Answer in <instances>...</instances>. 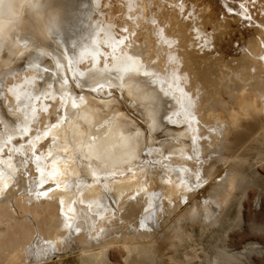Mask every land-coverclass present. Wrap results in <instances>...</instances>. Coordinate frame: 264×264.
I'll return each mask as SVG.
<instances>
[{
  "label": "bare ground",
  "instance_id": "obj_1",
  "mask_svg": "<svg viewBox=\"0 0 264 264\" xmlns=\"http://www.w3.org/2000/svg\"><path fill=\"white\" fill-rule=\"evenodd\" d=\"M22 1L0 0V11L15 10L16 7H20ZM58 1L60 0H39L40 8H37V14L47 16V9ZM87 2L89 7L85 13L91 21H84L83 25L70 34L66 31V27L63 28V21L54 19L45 21L43 26L45 31L41 32L40 43L37 39L34 41L35 37L32 42L24 43L25 49H19L15 54L16 64L8 72L5 71L6 74L15 71L17 73L15 78L8 77L9 79L5 81L4 76L0 77V92L4 91L3 99H8L13 109L19 104L18 106H24L22 110L26 112L30 110L29 105H31L36 108L38 117H47L39 125L41 129L44 124L55 122L53 117L56 108H60L67 117L51 133L56 136L53 146L47 144L48 152L51 149L52 156L45 153L43 145L37 149L40 156L39 163L46 172L52 171L53 157L58 161L56 167L60 172L57 177L60 186L56 187L55 182L49 181L39 189L46 191L47 196L36 198L34 192L32 198L40 200L48 198L45 201L54 205V211H49L47 214L46 209L45 213L43 211L39 213L34 207L37 214L32 215L37 222L33 227L23 225L2 228L0 226V264H62L66 258L72 257L76 252L80 264H110V248L116 244L123 248L126 264H148L152 263L153 226L147 230L137 226L136 221L146 215L140 211L142 205L147 208L160 202L163 212L155 221L166 223L167 226L174 222L177 225L174 227L178 229L181 224L207 225L215 222L219 212L228 206L238 190H243L245 198L249 196L250 188L257 187L258 193L254 197L255 208L262 210L264 207V151H261L256 163L248 162V151L252 150V147L257 148L253 144L260 142L264 145V64L257 59L258 56L264 55L262 51L264 0H256L255 5L251 4L250 0H245L252 19L259 27L248 38L246 53L241 56V61H235V65H231L229 60L224 61V68L219 66L217 57L209 61L212 55L209 56L206 51L197 53L194 50L187 35L190 31L188 24L179 20L177 12L169 7L170 4H177L178 0H88ZM186 3L196 8L197 26L208 33L218 29L214 33L215 45L224 40L227 28L232 22H239L234 16L232 19L229 18L231 21L224 14L220 18V15L213 10L211 1L186 0ZM152 16L160 21H166L171 31L181 36V44L176 55L182 62V69L190 75L187 87L192 91L200 92L199 127L183 126V129L176 130L169 126L168 131L171 135L177 134L178 140L169 144L162 143L153 151L149 149V153L153 152V156L159 160L158 174L162 181L159 186L153 182L154 180L150 181L152 179L146 178L147 175L143 178L145 173L143 170H138L140 167L134 168L143 157L142 141L138 138V134L143 129L137 128L136 133L128 131L126 119L116 113L104 120L103 106L108 104L86 96L82 89L76 86L79 83L87 84L85 81L104 85L117 84V79L109 75L113 73L114 66L113 50L109 47V43L113 41L109 40V36L122 38L123 28L136 33L134 37H130L132 47L128 49L129 54L140 52L149 57L154 56L155 44L150 27L138 19ZM136 24L139 26L134 27ZM31 33L40 37L34 30ZM31 33L28 34L32 36ZM4 48L9 49L5 44ZM60 49L66 50L61 53ZM84 50L92 52L95 59L86 55L83 60H79L80 53ZM38 54L48 56H38ZM115 54L119 55V49ZM165 56L166 53L162 51L157 61L161 75L165 67ZM219 58L223 59V56ZM9 59L8 57L7 60ZM57 61L61 65L59 68L56 67ZM36 64L42 67L37 70ZM43 67L49 68L50 72L45 73ZM250 69H255V72H251ZM96 73L99 75H95ZM40 75H46V81L51 79V92L56 96L55 100H46L43 97L38 100L30 99L36 93L48 88L35 89L36 77ZM53 79L56 83L54 85ZM65 81V87L61 89L60 83ZM154 86L155 88L148 87L139 77L131 79L125 77L121 91L128 92L130 100L136 102L138 110L148 116L147 122L152 127L160 129L167 122L184 125L183 118L174 114L180 112L179 97L164 99L159 91L160 83L157 82ZM164 90H168L167 85L164 86ZM61 91L65 93L66 107H62L59 103ZM81 97L83 100L80 99ZM73 100L77 107H72ZM45 107L48 109L46 113L42 111ZM166 114L172 115L175 123L164 121ZM252 114H255L256 120L261 123L257 131H253L251 120H248ZM0 119L2 120L0 124L5 128L0 132V144L8 135L13 137L5 153L0 155V160L7 161L5 155L20 141L17 138L20 135L17 128L23 126L24 118L2 119L0 114ZM208 129L216 131L209 135ZM34 130L35 128L29 135H33ZM145 132L148 134L147 131ZM230 133H234L233 138H236V144L240 145V153L237 152L241 154L239 164L233 163L230 157L214 155L215 142ZM194 138L195 145L192 142ZM205 138L208 143L204 142ZM253 153L256 154L255 151ZM188 154L199 155L202 166L195 164V161H186L183 157ZM169 156L172 159H168ZM65 157H68L67 161ZM193 164L199 168L202 176L206 175V178L200 189L188 192L180 186L176 171L171 169H178L181 166L192 167ZM29 165L35 170L34 163ZM128 169L132 170L129 172ZM81 173H87L90 176L89 181L92 182L85 183L86 180L83 181L85 176L74 179ZM182 175L187 174L182 173ZM77 181H79L78 187H76ZM153 194H159L160 201ZM130 196H136V199L130 200ZM182 197L187 203L181 201ZM125 198L127 204L121 206L123 201L125 203ZM146 200L149 204H145ZM113 202L120 208L117 213ZM98 205L102 206V211L97 207ZM242 209L241 204L240 211ZM98 212L100 214L96 215ZM1 215L5 217L8 214L3 215L0 212ZM69 223L73 228L77 224L80 225L77 236L69 238L67 227ZM171 227L173 229L170 225V229ZM176 240L181 241L182 238L178 236ZM50 245L56 249L55 255L51 254ZM248 247L264 253V246L260 243L254 242ZM243 251L231 253L227 251V259H236ZM56 256L59 257L58 260H54Z\"/></svg>",
  "mask_w": 264,
  "mask_h": 264
},
{
  "label": "rangeland",
  "instance_id": "obj_2",
  "mask_svg": "<svg viewBox=\"0 0 264 264\" xmlns=\"http://www.w3.org/2000/svg\"><path fill=\"white\" fill-rule=\"evenodd\" d=\"M86 1L88 0H60L50 5L49 9H47V16L37 14V8H40V6H38L40 5L39 0H23L20 4V7H16L15 10L0 11V77L5 76L6 72H8L10 68L16 64L17 58H15V54L19 49H25L23 46L24 43L32 42L33 37H35L34 41H41V32L45 31L43 27L45 21H49L51 19H54L55 21H63V28L65 29L66 27V31H68L69 34L72 33L76 28L83 25L84 21H91L89 20L90 18H87L85 13V10L89 7L88 2L86 3ZM204 1L206 2V0ZM207 1H211L213 10L220 15V18H222L224 14L228 17V19H232L233 16L239 19V22H232V24L228 26L224 40L220 44H216L214 46L215 50L217 51L219 49V51H206L208 55L210 54L209 56L212 55L209 58V61L212 60V58L217 57L219 60V66L223 68L225 66L224 61L227 60L231 61V65H235V61H241V56L246 53V44L248 42V38L257 31L258 24L252 19L251 25H249V23L242 20L239 15H232L226 12L225 5L232 8L236 13H239V11H241L239 5L241 3L245 4V0ZM28 8L29 10H27ZM26 16L27 18H25ZM231 19H229V21H231ZM18 23L20 24L18 25ZM33 30L34 32H37L40 37L34 36V33H31ZM28 33H31L32 36H30ZM4 44L7 45L9 49H5ZM212 53L214 54V57ZM220 56H223V59L219 58ZM8 57L10 58L9 61L7 60ZM40 76L36 77L37 83H35V89L37 90L47 88V83L51 85V79L46 81V75H42L44 78L42 76L41 78ZM110 76H112V78H116V74L114 72L110 74ZM9 78L11 79L12 77ZM118 83L119 81L117 80V84L111 83L110 87L109 83L105 84L104 88L102 89L98 88V84L94 82L87 84L79 83V85L82 89V92L86 96L90 98H96L104 104H108L103 106L104 110L102 116L104 120L111 118V116L116 113L123 117V119H126V128L128 131L136 133L137 128H140L141 130L143 129L142 131L144 134L142 131L139 133L140 135L138 134V138H140L142 141L143 157L139 159V162L134 168L137 169L140 167L138 170H143L145 173L143 178H145L147 175L146 178L149 180L152 179L150 181L154 180L153 182L159 186L162 184V181L159 177L160 175L158 174L160 172L159 160L153 156V152L149 153V149L153 151L155 148H159L162 143L169 144L170 142L172 143L178 140L177 134L171 135L168 131L169 126H171V128H175L176 130H181L183 127H177V125L167 122L163 128L156 129L155 127H152L151 134H147L145 131H147V126L150 125L147 122L148 116L144 113H141L142 111L138 110L136 102H132L130 100L128 92L126 93L124 90L125 93H122L121 87L117 86ZM54 84L56 83L53 79V85ZM146 84L148 87L151 86L150 88H155V84ZM92 88H97V91H92ZM0 93V114L2 119L5 118L9 120H15L17 117L21 119L25 118L24 115L26 112L25 110H22L24 109V106H18V104L16 108L13 109L9 103V100L3 99L5 96L4 91ZM256 119L257 116H255V114H252L248 119L249 121L251 120L253 131H257L261 126L259 120ZM163 120L166 121L165 118H163ZM1 121L2 120L0 119V123ZM4 129L5 128L2 126V124H0V132H3ZM233 134L234 133H230L225 137H220L215 142V148H213V150L215 151L214 155L216 157L218 154L226 158L230 157L229 159H231L233 163L239 164V162H241V154H238L240 153V145L238 146V144H236V138H233ZM51 135L53 136V134ZM31 136L33 135L28 134V137L20 139L16 145L17 147L13 146L11 149L19 148V145L23 143L26 147H24V149L21 151L26 153L30 152V149L28 148V138ZM146 138L147 140H145ZM161 140L165 141L162 142ZM148 143L153 144L150 145ZM259 143L260 142H255L253 144L254 147L257 146V148H251L253 151L249 148V164L256 163L258 161L257 158L262 153L261 151H264V145ZM47 144L48 146H53V144L50 143V138L41 140L38 144H36V149H39V147L43 145L44 150H46L45 153L48 154L49 148ZM232 144H234L233 147L235 149H233ZM70 147L73 148V146ZM11 149L7 152L5 157L8 158V153L11 151ZM228 149H230L229 152ZM254 151L256 154L253 153ZM40 152L42 151L40 150ZM145 153L148 154L145 155ZM251 158L254 162L251 161ZM21 159L22 157L20 155L16 153L12 154V164L15 165L17 169L20 168ZM84 161H86V159ZM28 167L31 172H28L29 174L24 177H20L19 174H17L14 180L15 187L9 192H5L3 196H0V212L3 215L6 213L8 214L5 217L2 215L0 216V226L2 228L21 227L23 225H30L33 227L37 222L36 218L33 216L37 214L36 212L42 213L43 211V213H45L44 210L47 209L46 213L48 214L49 211H54V205L47 203L48 201H45L48 200V198H43L42 200L32 198L34 190L36 189V183L30 177L36 176L35 178L38 180L39 176L36 174V170L31 169L30 165ZM131 170L132 169H128L129 172ZM79 177H84L83 181L86 180L84 181L85 183L92 182L89 181L90 176L87 173H81L74 179H78ZM33 182L35 183L34 185ZM78 184L79 181H77L76 187H78ZM30 188L33 191H30ZM248 192H250L249 196L244 198L243 190H238L236 195L231 198L228 206L219 212L216 221L207 225H201L200 223H187L184 224L185 226L182 224L179 225L178 229V227H174L175 223L172 222L170 225L173 226V229L172 227L170 229V225L167 226L166 223L163 224L157 223L155 220L152 221L153 241L151 243V247L153 248V254L151 255L152 263L148 264H210V261L214 262V264H264V253H259L256 248H254V250L253 248L248 247V245L254 242L260 243L264 246V207L262 210H256L255 208L254 197L258 193L257 187L250 188ZM124 200L125 203L123 201L121 206L127 204V199L125 198ZM113 203L117 213L120 208L115 202ZM241 204L243 205L242 211H240ZM34 207L36 212L34 211ZM178 236L182 238L181 241L176 240ZM72 246H74V244ZM227 251L228 253L233 251H243V253H241L240 257L236 259H227ZM77 254L78 252L74 253L72 257L66 258L67 260L65 259V262L62 264H80L81 261ZM58 258L59 257L56 256L54 260H58ZM109 259L110 264H126L123 248L117 244L111 247Z\"/></svg>",
  "mask_w": 264,
  "mask_h": 264
},
{
  "label": "snow or ice",
  "instance_id": "obj_3",
  "mask_svg": "<svg viewBox=\"0 0 264 264\" xmlns=\"http://www.w3.org/2000/svg\"><path fill=\"white\" fill-rule=\"evenodd\" d=\"M250 3L255 5L256 0H250ZM169 7L173 8L177 12V17L179 20L188 24L190 31L187 33V35L192 45L194 46V50L197 53L204 51H215L214 33L217 32L218 29H214L213 33H208L200 26H197V24L195 23L196 8L194 5L187 4L186 0H178L177 4H170ZM225 8L227 13L232 15H239L242 20L251 25L252 17L245 4L241 3L239 5V8L241 10L239 13H236L232 8L227 7L226 5ZM129 19H131V17ZM138 19L141 23L150 27L151 35L155 44L154 56L149 57L140 52H133L132 54H129L128 49L132 47V41L130 37L135 36V31L129 32L127 28H123L122 38L120 36L113 37L110 35L109 40L113 41L112 43H109V47L113 50L112 59L114 62V66L112 72L116 74V79L119 81L117 86L121 88L123 87L125 77H128L129 79L133 77H139L144 82L152 85L159 82V91L164 99L171 100L175 99L177 96L179 97L180 112L174 114L178 117L183 118L184 125L177 126L191 127L193 125H196L198 128L200 125V120L198 118V102L200 99V92L198 90L192 91L187 87L190 75L187 71H184L182 69V62L179 56L176 55V52L181 44V36L175 32H172L170 26L166 21H160L155 16L147 19ZM138 26L139 24L134 25V27ZM117 49H119V55L115 54ZM65 50L66 49H60L61 53H63ZM162 51L166 53L165 67L162 70L163 75L160 74L159 66L157 63ZM262 51H264V47H262ZM40 55L48 56L47 54H38V56ZM86 55L91 57L92 59H95L93 53L87 50L82 51L78 59L83 60ZM257 59H259L262 64H264V55L258 56ZM60 66L61 65L59 64V61H57L56 67L59 68ZM29 67H32V65H29ZM35 67L37 70H39L42 65L36 64ZM43 71L45 73H48L50 72V69L47 67H43ZM250 71L254 73L255 69H250ZM16 75L17 73L15 71L9 72L4 76V80L6 81L10 76L15 78ZM95 75H99V73H96ZM88 82L89 81H85V83ZM65 84L66 81L61 82L60 88L63 89L65 87ZM165 85H167V91L164 90ZM76 86L80 87L79 84ZM104 86V84H98L97 87L102 89L104 88ZM110 86L111 85L109 84V87ZM91 90L95 92L97 91V88H92ZM64 95L65 93L61 91L59 103L62 107H66V105H64ZM41 97L46 100L56 99V96L51 92V85H49L46 90L40 93H36L34 96L30 97V99L38 100ZM80 99L83 100L82 97ZM153 105L154 107L156 106L155 100L153 101ZM72 107H77L75 100L72 101ZM29 109V111H26L25 118L22 122L23 126L17 128V131L20 134L17 138L23 139L24 137H28V134L30 132H33V128H35L33 136L28 138V148L30 149V152L26 153L24 151H21L25 147L24 144L21 143L19 145V148L11 149V151L8 153L7 161L0 160V196H3L6 190H10L11 188L15 187L14 180L17 174H19L20 177H24L28 174L30 170L28 166L32 163L35 164L36 173L39 174L38 180H36L35 177L32 178L36 183V189L34 190L36 198L47 196L46 191H40L39 189L43 188V186L49 181L55 182L56 187L60 186L59 180L57 179V177L60 175V172L56 167L58 161L55 157H53L52 171L46 172L44 167L39 163L40 156L38 154V150L36 149V144H38L45 138H50V143L55 144L56 137L52 136L51 133L63 120L67 118L66 114L61 112L60 108H56L55 116L53 117L55 122L44 124L43 129H41L39 125L42 124L43 120L47 117H38L36 108L31 107V105H29ZM42 111L46 113L48 111L47 107L42 109ZM165 119L167 121L175 123V121H173L172 119V115L166 114ZM146 130L149 134H151L152 126L149 125ZM207 131L209 132V135H211L216 130L208 129ZM12 138L13 137L11 135H8L4 142L0 144V155L4 154L5 149L10 146ZM192 142L195 145V138ZM204 142L208 143V140L205 138ZM65 151H67V149H65ZM13 153H16L22 157V159L20 160L19 169H17L11 163ZM147 154L148 153H145V155ZM48 156H52L51 149L48 152ZM183 158L186 161H195V164H201V157L199 155L188 154ZM168 159H172V157L169 156ZM65 160L67 161L68 157H65ZM195 164H193L192 167L181 166L178 169H171L173 171H176L180 186L188 192H193L197 189H200L203 186L204 180L206 178V175H201L199 168H196ZM182 173H186L187 175H182ZM93 175L95 176V173H93ZM30 191L33 190L30 188ZM153 195L158 201H160L161 198L159 194ZM129 199L134 201L136 199V196H130ZM181 201L187 203V201L184 200L183 197L181 198ZM145 204H149V202L146 200ZM97 207L100 209V211L103 210L102 206L98 205ZM201 208H203V205H201ZM140 211L142 213H146V215H144L143 218L138 219L136 221V224L140 229L147 230L153 226L151 224V221L155 220L163 212V208L161 207V203L158 202L156 204L150 205L147 208L142 205ZM99 214L100 213L98 212L96 215ZM67 227L69 229V238L77 236L79 234V224H77V226L73 228V226L69 223L67 224ZM49 248L51 254L55 255L56 249L51 245L49 246ZM210 264H214V262L210 261Z\"/></svg>",
  "mask_w": 264,
  "mask_h": 264
}]
</instances>
